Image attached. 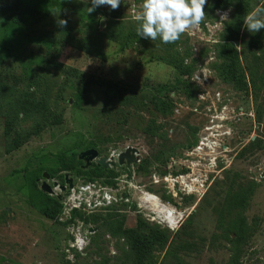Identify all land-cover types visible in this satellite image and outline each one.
<instances>
[{"label": "rangeland", "instance_id": "1", "mask_svg": "<svg viewBox=\"0 0 264 264\" xmlns=\"http://www.w3.org/2000/svg\"><path fill=\"white\" fill-rule=\"evenodd\" d=\"M91 6L0 20V264H264V29L244 26L264 0H208L169 44L137 35L143 0ZM87 80L106 85L80 97ZM129 147L137 162L120 166ZM88 150L114 156L112 177L45 172L59 206L28 204L30 172L68 151L87 171Z\"/></svg>", "mask_w": 264, "mask_h": 264}, {"label": "trees", "instance_id": "2", "mask_svg": "<svg viewBox=\"0 0 264 264\" xmlns=\"http://www.w3.org/2000/svg\"><path fill=\"white\" fill-rule=\"evenodd\" d=\"M69 4V0H0V20L21 27L24 29L35 27L55 13L64 10ZM2 59L0 58V68ZM1 81V74H0ZM103 80H87L80 97L84 96L92 86H105ZM77 155L72 151L59 154V168L37 169L30 172L26 178L29 190L28 204L35 210L47 211L50 207L59 206V202L52 196L45 194L38 188L40 178L48 172L54 176L61 172H77L80 176L89 181H95L104 177H112L113 172L99 166H92L85 171L77 165ZM66 181V179H65Z\"/></svg>", "mask_w": 264, "mask_h": 264}, {"label": "clouds", "instance_id": "3", "mask_svg": "<svg viewBox=\"0 0 264 264\" xmlns=\"http://www.w3.org/2000/svg\"><path fill=\"white\" fill-rule=\"evenodd\" d=\"M123 0H91L89 13L98 7L110 6L115 10ZM208 0H143L142 12L136 19L140 22L137 35L143 39H159L165 44L174 43L186 31L204 21ZM222 18H228L224 13ZM67 22L62 20L61 25ZM244 26L250 33L264 29V7L257 6L244 18Z\"/></svg>", "mask_w": 264, "mask_h": 264}, {"label": "water", "instance_id": "4", "mask_svg": "<svg viewBox=\"0 0 264 264\" xmlns=\"http://www.w3.org/2000/svg\"><path fill=\"white\" fill-rule=\"evenodd\" d=\"M138 154L139 151L137 149L133 147L127 148L125 152L118 156L119 165L124 166L126 164L131 165L136 163ZM114 159V156H112L110 159L106 157L100 158L99 152L97 150H88L87 152L82 153L80 156V160L85 161L88 166H90L92 162L97 161V164L105 169L115 166ZM44 178L46 180H50V176L48 174H45ZM66 183L69 185L70 189L73 188L74 185L72 180L69 178V175H66ZM56 189H60L62 192L66 191L65 187H60L57 183L54 184V188H52L47 182L43 183L41 187L42 192L50 196H54ZM90 232L93 233L94 231L91 230Z\"/></svg>", "mask_w": 264, "mask_h": 264}, {"label": "bare ground", "instance_id": "5", "mask_svg": "<svg viewBox=\"0 0 264 264\" xmlns=\"http://www.w3.org/2000/svg\"><path fill=\"white\" fill-rule=\"evenodd\" d=\"M202 145L204 146L205 144L202 143ZM141 194H142L141 199L153 205L155 209L157 210V212L165 216V218L170 222V224L174 223V221L176 220V216H175L176 213L173 210L167 208L166 206H163L156 197L149 195V194H145V193H141Z\"/></svg>", "mask_w": 264, "mask_h": 264}, {"label": "built area", "instance_id": "6", "mask_svg": "<svg viewBox=\"0 0 264 264\" xmlns=\"http://www.w3.org/2000/svg\"><path fill=\"white\" fill-rule=\"evenodd\" d=\"M200 148H201V146H200ZM200 148H199V149H200ZM210 149H211V146H210ZM94 187H95V186H94ZM79 190H80V192H81V194H82V193L87 192V191H92L93 188L90 187V186H88V187H80ZM71 191H72V193L74 192V194L70 197V200H71L73 203L81 202V200H79V197L76 196V193H75L74 189L71 190ZM92 200H93V201H89L90 206L95 205L96 203H100V201H101L99 198H96V199L92 198Z\"/></svg>", "mask_w": 264, "mask_h": 264}]
</instances>
